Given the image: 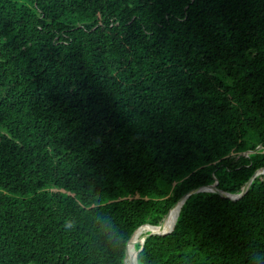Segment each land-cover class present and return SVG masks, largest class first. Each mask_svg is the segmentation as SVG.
<instances>
[{
	"label": "trees",
	"instance_id": "1",
	"mask_svg": "<svg viewBox=\"0 0 264 264\" xmlns=\"http://www.w3.org/2000/svg\"><path fill=\"white\" fill-rule=\"evenodd\" d=\"M259 168L264 0H0V264H126ZM135 245L264 264V173Z\"/></svg>",
	"mask_w": 264,
	"mask_h": 264
},
{
	"label": "water",
	"instance_id": "2",
	"mask_svg": "<svg viewBox=\"0 0 264 264\" xmlns=\"http://www.w3.org/2000/svg\"><path fill=\"white\" fill-rule=\"evenodd\" d=\"M259 173H264V168H259V169H257L251 176H250V178L248 179V181L246 182V184H245V186H244V188H243V190L241 191V192H239V193H231V192H227V191H223V190H221V189H219V188H217V186L215 185V181L213 182V183H210V184H207V185H205V186H200V187H197V188H195V189H191V190H189V191H187L186 193H184L176 202H175V204L179 201V200H182V203H183V201L186 199V197L188 196V195H190L191 193H193V192H195V191H202V190H204V191H214V192H218V193H220V194H222L223 196H225V197H229L230 199H232V200H236V199H238V198H240L244 193H245V191L247 190V188H248V186H249V184H250V182H251V180L253 179V177L254 176H256L257 174H259ZM174 204V205H175ZM173 205V206H174ZM172 206V207H173ZM171 207V208H172ZM175 223V222H174ZM142 225H144V226H151V227H157V226H159V225H153V224H148V223H144V224H142ZM142 225H140V226H142ZM140 226H138V227H140ZM137 227V228H138ZM173 227H174V224H173V226L171 227V229L169 230V231H167V232H157V231H154L155 233H158V234H166V233H168V232H170L172 229H173ZM136 228V229H137ZM135 229V230H136ZM134 230V231H135ZM134 231L131 233V235L134 233ZM131 235H130V237H131ZM147 234H144L143 235V237H142V242H143V239L145 238V236H146ZM130 237L128 238V241H129V239H130ZM128 241H127V245H128ZM142 242H141V245H142ZM127 245H126V249H127ZM137 253V252H136ZM136 255L134 256V264H135V261H136Z\"/></svg>",
	"mask_w": 264,
	"mask_h": 264
},
{
	"label": "bare ground",
	"instance_id": "3",
	"mask_svg": "<svg viewBox=\"0 0 264 264\" xmlns=\"http://www.w3.org/2000/svg\"><path fill=\"white\" fill-rule=\"evenodd\" d=\"M181 204H182V200H179L173 207H172V210H173V213L172 215L170 214L169 216V219L170 220H167L165 221L163 224H160L159 226L157 227H151V226H140L138 227L134 233L131 235L130 239H131V244H130V239L128 241V244H129V247H130V250H131V256L129 257L128 259V262L126 264H134V256L136 255V242L140 239L141 235L143 233H146L147 231H157V232H167L171 229V227L173 226L176 218H177V214L179 212V209L181 207Z\"/></svg>",
	"mask_w": 264,
	"mask_h": 264
},
{
	"label": "clouds",
	"instance_id": "4",
	"mask_svg": "<svg viewBox=\"0 0 264 264\" xmlns=\"http://www.w3.org/2000/svg\"><path fill=\"white\" fill-rule=\"evenodd\" d=\"M73 225H72V222L71 221H65V228L66 229H69L71 228ZM135 264H142V261L140 259V255L139 253L137 254V257H136V261H135Z\"/></svg>",
	"mask_w": 264,
	"mask_h": 264
}]
</instances>
